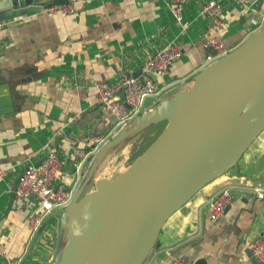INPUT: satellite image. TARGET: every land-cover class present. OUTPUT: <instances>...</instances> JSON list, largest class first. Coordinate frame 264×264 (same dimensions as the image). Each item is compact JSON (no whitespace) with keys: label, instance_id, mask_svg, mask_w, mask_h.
<instances>
[{"label":"crops","instance_id":"obj_1","mask_svg":"<svg viewBox=\"0 0 264 264\" xmlns=\"http://www.w3.org/2000/svg\"><path fill=\"white\" fill-rule=\"evenodd\" d=\"M204 1L185 0L181 22L171 15V0H67L75 8L72 13L54 5L4 21L0 84L8 86L12 111L0 116V264L53 263L65 239L55 216L62 209L52 210L31 232L27 217L38 202L13 196L17 176L54 152L64 158L57 183L72 195L93 152L84 147L82 158L73 157L67 141L80 136L106 140L119 128L95 102L93 82L135 72L140 77L148 56L175 45L179 57L165 76L151 77L159 92L147 96L141 110L189 86L205 66L204 43L212 34L198 13ZM217 1L221 35L232 50L253 32L250 19L260 20L264 0ZM95 171L94 179L99 178ZM255 183L264 185V127L234 166L203 185L165 220L141 264H167L174 258L191 264H260L248 249L249 240L264 237V192L256 198L249 187ZM222 186H228L230 200L218 220L210 222L203 202ZM92 188L91 180L84 192Z\"/></svg>","mask_w":264,"mask_h":264},{"label":"water","instance_id":"obj_2","mask_svg":"<svg viewBox=\"0 0 264 264\" xmlns=\"http://www.w3.org/2000/svg\"><path fill=\"white\" fill-rule=\"evenodd\" d=\"M66 3L0 0V21ZM11 111L8 86L1 83L0 116ZM159 122V134L126 169L94 179L109 149ZM263 127L264 24L196 72L189 86L139 112L96 148L60 212L65 241L52 264H141L165 220L234 166ZM91 180L93 188L84 192Z\"/></svg>","mask_w":264,"mask_h":264},{"label":"built area","instance_id":"obj_3","mask_svg":"<svg viewBox=\"0 0 264 264\" xmlns=\"http://www.w3.org/2000/svg\"><path fill=\"white\" fill-rule=\"evenodd\" d=\"M170 12L176 22L182 20V9L185 0H171ZM241 0H236L240 2ZM65 13H72L74 6L66 3L58 6ZM198 13L207 20V26L211 35L204 45L207 53L204 56V65L224 56L231 49L228 48L221 35L223 26L222 9L217 0H205L198 7ZM250 22L254 32L264 24V14L260 20L251 18ZM4 21H0V30ZM180 55L179 48L168 45L156 50L148 56L140 67L141 76L120 74L114 80L96 81L92 83L95 91V102L103 110L109 113L118 127L128 125L130 120L141 112L142 102L145 97L159 92L150 75L163 77L168 73L172 62ZM60 131H56V135ZM105 140L99 136H80L74 140H68L71 147V156L82 158L83 148L91 147L94 152ZM83 146V147H81ZM64 158L54 152L47 153L37 165H27L17 176L12 194L17 199L34 198L38 202L37 208L27 217V226L31 232L37 231L43 223L44 217L54 209H62L71 197V192L65 189L57 180L61 177ZM75 167L80 166V161H74ZM256 198H262L264 185L255 183L249 186ZM230 200L228 186H222L216 192L210 194L203 202L207 210V218L215 222L222 215L224 208ZM250 254L260 263L264 264V237H254L248 242ZM167 264H191L186 260L172 259Z\"/></svg>","mask_w":264,"mask_h":264},{"label":"rangeland","instance_id":"obj_4","mask_svg":"<svg viewBox=\"0 0 264 264\" xmlns=\"http://www.w3.org/2000/svg\"><path fill=\"white\" fill-rule=\"evenodd\" d=\"M165 96V98H167L169 97V94H166ZM146 98L148 97L144 98L143 103H145ZM163 126L164 122L153 124L148 128L140 131L136 135L123 140L122 142L109 149L99 162V166L101 167H97L98 170L96 169L97 172L95 171L96 173L94 176H107V178L110 179L122 172L154 140V138L159 134ZM59 214L60 210L55 211V216L58 219ZM63 241H65V239Z\"/></svg>","mask_w":264,"mask_h":264},{"label":"bare ground","instance_id":"obj_5","mask_svg":"<svg viewBox=\"0 0 264 264\" xmlns=\"http://www.w3.org/2000/svg\"><path fill=\"white\" fill-rule=\"evenodd\" d=\"M99 167H101V166H99ZM103 169V168H102Z\"/></svg>","mask_w":264,"mask_h":264}]
</instances>
